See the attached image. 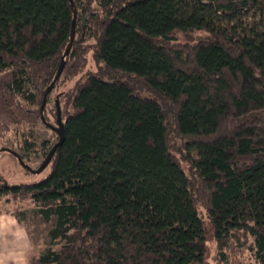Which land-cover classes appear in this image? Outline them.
I'll return each instance as SVG.
<instances>
[{
  "label": "trees",
  "instance_id": "1",
  "mask_svg": "<svg viewBox=\"0 0 264 264\" xmlns=\"http://www.w3.org/2000/svg\"><path fill=\"white\" fill-rule=\"evenodd\" d=\"M74 3L43 112L57 123L60 109L63 143L47 176L0 184V200L55 218L28 264H208L207 223L222 250L264 241V0ZM73 18L70 0H0L2 91L29 122H43ZM195 32L207 36L177 37ZM89 52L97 70L52 100Z\"/></svg>",
  "mask_w": 264,
  "mask_h": 264
},
{
  "label": "rangeland",
  "instance_id": "2",
  "mask_svg": "<svg viewBox=\"0 0 264 264\" xmlns=\"http://www.w3.org/2000/svg\"><path fill=\"white\" fill-rule=\"evenodd\" d=\"M206 36L205 32H195L189 36L177 34L182 43H195ZM89 43L92 41L89 40ZM86 60L83 73L72 79L63 78L54 90L52 100L58 93L70 92L86 72L97 70L92 52L87 54ZM9 78V72L0 74V184L32 183L47 176L51 167L38 174L32 173L21 165L17 156L2 149L25 155V163L37 169L46 159L47 148L42 149L43 142L47 141L50 145L58 135L43 122H29L27 116L19 113V106L25 107V103L19 97L5 95L2 91ZM51 122L55 124L52 116ZM27 131L33 132V137H30L35 143L33 152H28L24 147ZM54 223L55 218L48 222L42 219L31 199H14L11 195L3 197L0 200V264H28L32 258L39 256L50 246L49 231ZM251 241L243 248L232 246L222 250L215 240L212 227L207 223L208 264H259L256 254L260 256L264 241L262 238Z\"/></svg>",
  "mask_w": 264,
  "mask_h": 264
},
{
  "label": "water",
  "instance_id": "3",
  "mask_svg": "<svg viewBox=\"0 0 264 264\" xmlns=\"http://www.w3.org/2000/svg\"><path fill=\"white\" fill-rule=\"evenodd\" d=\"M70 2H71V5H72V7L74 9V18H73V22H72V31H71L70 41H69V44H68V46L66 48L65 53L62 56V61H61L60 67L58 69V72H57L54 80L52 81V83L47 88V90L45 92V95H44L43 103L41 105L42 120L44 122H46V119H45V116H44L43 112H44V109H45V106H46L48 97H49L50 93L52 92L53 88L55 87V84L57 83V81L59 80V78L61 76V73H62V71L64 69V66H65V58L69 55L70 50H71L72 45H73V42H74L75 30H76V20H77V10L75 8L74 0H70ZM52 127L58 133V135H59V141L52 147V149H51L49 155L47 156V158L45 159L44 163L39 168H37V169H32L28 164L25 163V161L19 156V154L16 153V152H14L13 150L7 149V148H4L2 150L8 151V152L14 154L15 156H17V158L19 159V162L21 163V165L25 169L29 170L30 172L37 173V174L38 173H41L48 166V164L51 161V158L53 157V155L55 153V151L63 143V140H64V123L62 121L61 111H60L59 108H58L57 126H52Z\"/></svg>",
  "mask_w": 264,
  "mask_h": 264
},
{
  "label": "flooded vegetation",
  "instance_id": "4",
  "mask_svg": "<svg viewBox=\"0 0 264 264\" xmlns=\"http://www.w3.org/2000/svg\"><path fill=\"white\" fill-rule=\"evenodd\" d=\"M44 122V121H43ZM44 124L48 127V128H50L51 130H53L54 132H56V130L52 127V126H57V123H55V124H53L51 121H47L46 120V122H44ZM52 125V126H51ZM57 133V132H56ZM57 135H58V133H57ZM46 158H47V156H46Z\"/></svg>",
  "mask_w": 264,
  "mask_h": 264
}]
</instances>
